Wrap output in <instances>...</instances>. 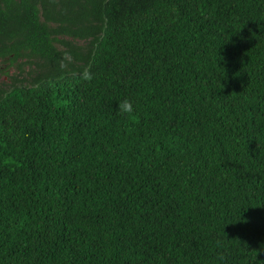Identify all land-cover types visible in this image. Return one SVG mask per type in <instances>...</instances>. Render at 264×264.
Segmentation results:
<instances>
[{"label": "trees", "instance_id": "obj_1", "mask_svg": "<svg viewBox=\"0 0 264 264\" xmlns=\"http://www.w3.org/2000/svg\"><path fill=\"white\" fill-rule=\"evenodd\" d=\"M23 59L0 264H264V0H0Z\"/></svg>", "mask_w": 264, "mask_h": 264}, {"label": "rangeland", "instance_id": "obj_2", "mask_svg": "<svg viewBox=\"0 0 264 264\" xmlns=\"http://www.w3.org/2000/svg\"><path fill=\"white\" fill-rule=\"evenodd\" d=\"M35 60V59H34ZM25 62L23 65V71L19 72L17 69V64L9 65H2L5 69L4 73L0 72V90L9 89L12 87L11 85H23L30 82L31 77L35 74L33 70H39L35 64L28 63L26 59H23ZM80 62H73L72 66L77 67ZM3 64V63H2Z\"/></svg>", "mask_w": 264, "mask_h": 264}, {"label": "clouds", "instance_id": "obj_3", "mask_svg": "<svg viewBox=\"0 0 264 264\" xmlns=\"http://www.w3.org/2000/svg\"><path fill=\"white\" fill-rule=\"evenodd\" d=\"M65 61L68 62V63H71L72 62V57H71V54L70 53H67V52L64 53L63 60L60 63V67L61 68H66L67 67V63H65ZM82 79L90 81V80L93 79V76L90 73V71H88L87 69H85L82 72ZM119 108H120L121 112H123L125 114H128L130 116L133 114V106H132L131 102L128 101V100L122 101L120 103V105H119Z\"/></svg>", "mask_w": 264, "mask_h": 264}]
</instances>
